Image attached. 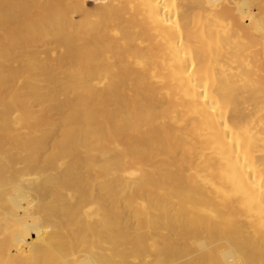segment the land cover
Listing matches in <instances>:
<instances>
[{"label":"bare ground","instance_id":"bare-ground-1","mask_svg":"<svg viewBox=\"0 0 264 264\" xmlns=\"http://www.w3.org/2000/svg\"><path fill=\"white\" fill-rule=\"evenodd\" d=\"M0 264H264V0H0Z\"/></svg>","mask_w":264,"mask_h":264}]
</instances>
